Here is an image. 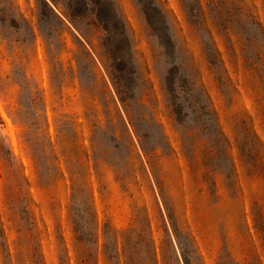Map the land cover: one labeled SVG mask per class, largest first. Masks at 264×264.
Listing matches in <instances>:
<instances>
[{
  "label": "rangeland",
  "instance_id": "374dc122",
  "mask_svg": "<svg viewBox=\"0 0 264 264\" xmlns=\"http://www.w3.org/2000/svg\"><path fill=\"white\" fill-rule=\"evenodd\" d=\"M0 264H264V0H0Z\"/></svg>",
  "mask_w": 264,
  "mask_h": 264
}]
</instances>
